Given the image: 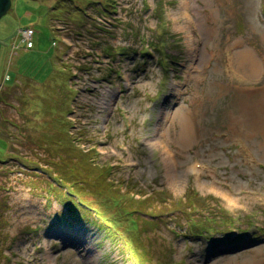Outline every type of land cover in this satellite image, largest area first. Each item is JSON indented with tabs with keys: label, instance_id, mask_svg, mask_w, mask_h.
Returning <instances> with one entry per match:
<instances>
[{
	"label": "rangeland",
	"instance_id": "1",
	"mask_svg": "<svg viewBox=\"0 0 264 264\" xmlns=\"http://www.w3.org/2000/svg\"><path fill=\"white\" fill-rule=\"evenodd\" d=\"M188 1L187 14L182 0H12L0 21V264H145L120 207L129 183L137 200L153 194L147 213L168 212L144 235L155 259L264 264V234L252 238L264 226V0ZM226 42L259 51L261 84H229ZM242 103L245 137L232 122ZM70 160L121 201L69 194ZM189 201L220 221L211 239L176 211Z\"/></svg>",
	"mask_w": 264,
	"mask_h": 264
},
{
	"label": "trees",
	"instance_id": "2",
	"mask_svg": "<svg viewBox=\"0 0 264 264\" xmlns=\"http://www.w3.org/2000/svg\"><path fill=\"white\" fill-rule=\"evenodd\" d=\"M95 5H97V3H95ZM99 5V3H98ZM90 20V19H89ZM155 50L158 52H161L162 55H165L162 52V49L159 48H155ZM123 54V53H122ZM118 55V54H116ZM66 158V157H65ZM61 162V160L59 161ZM88 162H91L90 160ZM87 166L86 163L84 164H80L77 163L73 160L68 161V163L64 164V167L62 168V170H59L60 173H62V176L65 177L67 179V181L69 183L72 184L73 188L75 191L70 192L69 194L72 195H77V197L80 198V196H93V197H102V196H109L111 198H116L117 203H119L121 201V199L117 196H112L109 192H108V188H104L100 185H96L94 183V185L90 184L88 177L85 174V167ZM88 167V166H87ZM86 167V168H87ZM104 169H106V167H103ZM84 170V171H82ZM108 171V168L106 169ZM110 171H113L111 168H109ZM110 173V172H109ZM103 176V175H101ZM60 177V176H59ZM107 184L109 183L106 180ZM110 184V183H109ZM133 187V183H129V188H127L126 190V194L127 196H131V199L129 202H123L121 204L120 207H123L124 210V214L126 213V215H128L130 218H132L131 220V224L133 226H138V234L134 235V236H130L129 241L132 244V248L134 249V253L135 255L143 262H145V264H152V262H154V264H174V261H172V256L170 253V255L163 253L162 256L157 254L156 259L154 256L153 251L151 250V246L149 245V243L147 242L146 238H145V234H149L151 231L157 230L158 226L161 224V220H159L160 218H162L161 215L166 214L164 213H147V211L143 208L145 201L146 200H150L153 197V194H151L147 199L145 200H141L140 199H135V189ZM106 191V194H105ZM120 199V200H119ZM147 201V202H148ZM190 202V203H189ZM187 203H185V205H188L187 207H193L194 201H189ZM125 205V206H122ZM177 209L176 211L180 212L181 214H183L185 217H187L186 219H188V228L190 231V235L194 236V237H199L201 235H204L206 233H208V228L206 225V221L205 220H200L201 218H197L192 220L191 217L195 215L194 208L191 209H186L183 206V204L181 205H176ZM86 208H88V206L85 205ZM168 213V212H167ZM1 215V213H0ZM144 216H149L154 218V220H151V222L147 223L148 227H142L141 223L144 220H141ZM226 216V215H225ZM264 216V214H263ZM230 221L231 223V219L229 217L226 216V218H224V225L227 224V222ZM6 225V224H5ZM4 225V226H5ZM149 229V230H148ZM143 230V231H142ZM146 232H145V231ZM2 244V240L0 239V245Z\"/></svg>",
	"mask_w": 264,
	"mask_h": 264
},
{
	"label": "bare ground",
	"instance_id": "3",
	"mask_svg": "<svg viewBox=\"0 0 264 264\" xmlns=\"http://www.w3.org/2000/svg\"><path fill=\"white\" fill-rule=\"evenodd\" d=\"M190 6V10H191ZM181 10L185 11L188 14L189 10V1L188 0H182L181 4ZM211 10V9H209ZM189 18V21L193 24L198 25V28L202 30V25L199 23L197 24V21L194 22L190 16H187ZM188 42L192 45L194 43V38L191 34L188 35L187 37ZM256 49L252 47L251 45H241L240 43H225V49L224 52H221L220 56V61H221V66L227 75V80L229 84H237V86L241 87L242 92L246 91V89L251 86V85H259L261 84V80H257L255 76L259 75L263 69V60L261 57L257 54ZM207 51H203V55L201 56V60L206 58L207 56ZM256 79V80H255ZM243 105V103L241 104ZM240 105V107H241ZM247 111L248 108L243 105L241 109H238V112L240 114L239 118L232 120V122L235 123L234 131L235 134H239L242 136H247L248 134V126L247 123ZM240 125H243V127H240ZM181 132L180 135L182 138H185L186 132H187V125L184 120H182L181 123ZM182 143V142H181ZM183 144V143H182ZM184 145V144H183ZM168 175L170 179H173V167L171 165V161L168 160L165 156L163 158ZM224 199H227L225 196H222ZM230 202H232L231 199H228ZM24 203H27L26 199H24Z\"/></svg>",
	"mask_w": 264,
	"mask_h": 264
},
{
	"label": "water",
	"instance_id": "4",
	"mask_svg": "<svg viewBox=\"0 0 264 264\" xmlns=\"http://www.w3.org/2000/svg\"><path fill=\"white\" fill-rule=\"evenodd\" d=\"M12 8V0H0V21Z\"/></svg>",
	"mask_w": 264,
	"mask_h": 264
},
{
	"label": "built area",
	"instance_id": "5",
	"mask_svg": "<svg viewBox=\"0 0 264 264\" xmlns=\"http://www.w3.org/2000/svg\"><path fill=\"white\" fill-rule=\"evenodd\" d=\"M27 37L29 39H32L33 35H34V31L33 30H27V33H26Z\"/></svg>",
	"mask_w": 264,
	"mask_h": 264
},
{
	"label": "crops",
	"instance_id": "6",
	"mask_svg": "<svg viewBox=\"0 0 264 264\" xmlns=\"http://www.w3.org/2000/svg\"><path fill=\"white\" fill-rule=\"evenodd\" d=\"M33 31H34V30H33ZM34 35H35V31H34ZM34 35H33L32 39L34 38ZM32 39H31V40H32ZM32 42H33V40H32Z\"/></svg>",
	"mask_w": 264,
	"mask_h": 264
}]
</instances>
